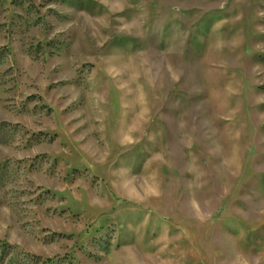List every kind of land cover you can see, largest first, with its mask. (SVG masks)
Listing matches in <instances>:
<instances>
[{"label":"rangeland","instance_id":"obj_1","mask_svg":"<svg viewBox=\"0 0 264 264\" xmlns=\"http://www.w3.org/2000/svg\"><path fill=\"white\" fill-rule=\"evenodd\" d=\"M0 264H264V0H0Z\"/></svg>","mask_w":264,"mask_h":264}]
</instances>
